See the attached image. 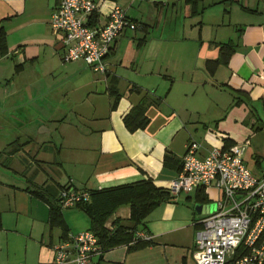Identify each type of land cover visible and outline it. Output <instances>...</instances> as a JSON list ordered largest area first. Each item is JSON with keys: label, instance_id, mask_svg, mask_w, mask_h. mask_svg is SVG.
Segmentation results:
<instances>
[{"label": "crops", "instance_id": "0c3cea01", "mask_svg": "<svg viewBox=\"0 0 264 264\" xmlns=\"http://www.w3.org/2000/svg\"><path fill=\"white\" fill-rule=\"evenodd\" d=\"M233 1L95 0L100 22L117 4L134 23L114 39L98 72L60 59L49 26L55 0H0V140L8 142L0 152L19 157L18 165L0 162V264H51L57 243L90 226L77 207L60 208L64 235L50 222L48 203L27 191L29 182L55 193L64 184L98 189L142 179L168 188L188 141L199 143L201 156L242 141L233 130L238 122L258 123L264 0H241L230 23ZM215 3L222 8L207 12ZM138 104L147 123L128 131L122 116ZM32 110L39 113L28 117ZM16 140L25 143L12 145ZM164 155L171 159L163 163ZM199 188L171 193L146 214L134 232L147 236L145 244L105 248L92 263L195 264L200 214L193 205L206 196ZM128 216L129 205L119 204L103 225Z\"/></svg>", "mask_w": 264, "mask_h": 264}, {"label": "built area", "instance_id": "2783aa9c", "mask_svg": "<svg viewBox=\"0 0 264 264\" xmlns=\"http://www.w3.org/2000/svg\"><path fill=\"white\" fill-rule=\"evenodd\" d=\"M93 13L96 16L91 20ZM49 26L57 37L62 62L81 60L93 71L103 72L114 39L125 28H134V23L117 4L100 22L95 0H55ZM246 144L244 140L211 147L201 156L197 154L198 142L185 144L180 170L169 191L188 193L208 186L219 191L214 210L200 213L193 231L195 264H225L238 247L243 252L232 264H264V174L256 176L245 166L242 154ZM56 198L60 208H69L87 200L88 193L64 184ZM134 237L147 239L142 232ZM101 252L96 235L84 229L68 234L53 247L51 264H93L92 258Z\"/></svg>", "mask_w": 264, "mask_h": 264}, {"label": "trees", "instance_id": "16d2710c", "mask_svg": "<svg viewBox=\"0 0 264 264\" xmlns=\"http://www.w3.org/2000/svg\"><path fill=\"white\" fill-rule=\"evenodd\" d=\"M187 1L193 4L196 0ZM95 16L96 13H93L91 20H93ZM3 37V32L0 29L1 53L5 48ZM221 48H226L228 53L229 47L227 45L224 44L221 46ZM222 61L225 60L222 59ZM143 109L144 106L142 104L134 105L122 116V123L128 131L142 128L147 123V118L143 114ZM169 159H171L170 155H164L163 163L167 162ZM179 170L180 166L177 171ZM29 183L31 188H27V191L48 203V218L50 222L58 223L62 226L60 207L56 198L57 191L62 186L57 187L55 193L53 189L49 188V185L43 187L42 185H36L31 182ZM50 189L52 192H49ZM84 190H86L88 193L87 200L78 202L73 207H77L88 216L90 222L88 229L96 235L102 250L121 243L131 242L129 245V248L131 249L145 244V241L134 237L136 226L141 223L143 218L153 207H155L161 201L169 200L172 196L168 188L156 186L150 179H142L136 182L115 185L108 188ZM196 192L201 194L202 190L198 188ZM205 199V195L200 196L198 197V202H204ZM122 203H127L129 205V216L126 222L121 223L117 219L113 221V226L111 228L104 227L103 222L105 218L114 210L117 205ZM62 231L65 235L66 231L64 226H62ZM242 252V248L238 247L235 250L232 258L225 264H232V261L242 254Z\"/></svg>", "mask_w": 264, "mask_h": 264}, {"label": "rangeland", "instance_id": "374dc122", "mask_svg": "<svg viewBox=\"0 0 264 264\" xmlns=\"http://www.w3.org/2000/svg\"><path fill=\"white\" fill-rule=\"evenodd\" d=\"M241 0H237V1H233L234 5V12H231V20L230 23L237 18L238 16H240V14L238 13V10H240L239 7V2ZM218 3L212 4L210 5V9H208L207 12H212L214 10H218L222 8V6L216 7ZM178 11V9H177ZM207 19V15L204 16V19L201 20V23H204ZM182 20V19H181ZM199 20V17H198ZM227 22V17L224 20V23ZM227 30V29H226ZM232 31V30H231ZM206 33H211L210 29H205ZM87 68V67H86ZM202 87L198 86V94L199 92H201ZM33 105L32 108H34V104H28ZM33 114H28V117H33L34 115H37L39 112H36V110H32ZM261 114V116H260ZM39 118V116H36ZM29 120L31 118H28ZM239 123V122H238ZM235 124L234 126V132H236L237 135H243V139L247 140V144L243 150V154H242V160L245 164V166L256 176H260L262 173H264V111L262 109H259V120L258 123L255 124L253 127L249 125H246L245 122H241L239 124ZM63 126H58L57 128V133L61 132V128ZM65 131V128H64ZM33 135L35 133H32ZM32 135V136H33ZM240 141V142H242ZM6 143H8L7 141H4V139L0 140V148L3 149V147L6 146ZM23 143L25 142H20V141H13L11 142L12 145H18V146H22ZM239 143V142H237ZM4 159H6L5 157V153L4 152H0V162L3 161ZM7 165H11L13 166L14 164L19 163V157L17 155H15L12 158H7ZM169 186V185H168ZM175 194V193H174ZM205 194H206V199L204 202L202 203V206H204L205 209V213H210L214 210L215 208V201L219 198V191L213 187H205Z\"/></svg>", "mask_w": 264, "mask_h": 264}, {"label": "water", "instance_id": "95a60500", "mask_svg": "<svg viewBox=\"0 0 264 264\" xmlns=\"http://www.w3.org/2000/svg\"><path fill=\"white\" fill-rule=\"evenodd\" d=\"M205 207L204 206H202V203H200V202H196V203H194V205H193V210L196 212V213H198V214H200V213H204L205 212Z\"/></svg>", "mask_w": 264, "mask_h": 264}]
</instances>
